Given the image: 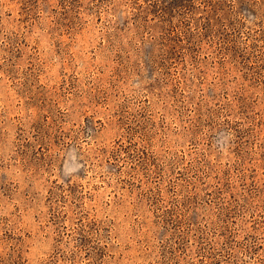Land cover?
Instances as JSON below:
<instances>
[{"label": "rangeland", "instance_id": "374dc122", "mask_svg": "<svg viewBox=\"0 0 264 264\" xmlns=\"http://www.w3.org/2000/svg\"><path fill=\"white\" fill-rule=\"evenodd\" d=\"M0 264H264V0H0Z\"/></svg>", "mask_w": 264, "mask_h": 264}]
</instances>
